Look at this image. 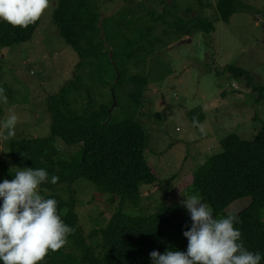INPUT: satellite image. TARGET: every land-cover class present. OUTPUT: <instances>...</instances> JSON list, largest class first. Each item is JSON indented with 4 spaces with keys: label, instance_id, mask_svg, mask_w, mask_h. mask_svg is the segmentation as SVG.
I'll list each match as a JSON object with an SVG mask.
<instances>
[{
    "label": "trees",
    "instance_id": "1",
    "mask_svg": "<svg viewBox=\"0 0 264 264\" xmlns=\"http://www.w3.org/2000/svg\"><path fill=\"white\" fill-rule=\"evenodd\" d=\"M99 1L103 0H56L53 22L80 61L75 66L74 77L48 97L50 134L11 139L7 155L12 167L2 169L3 179L9 180L14 179L17 171L28 167L46 169L49 178L59 177L56 184L49 179L40 190L45 198L58 201L61 218L75 231L68 236L64 247L57 252L49 250L38 264H152L150 252L153 250L161 253L169 249L187 250L188 241L183 233L191 228L192 220L182 204L169 206L162 202L155 210L140 213L143 215H132L125 210L126 204L138 206L142 185L157 181L155 167L145 157L146 131L135 119L142 106L148 77L131 75L129 68L130 62L138 64L142 42L152 35L156 23L176 27L178 33L185 35L194 30L209 33L216 26L200 15L191 16L187 21L182 18L169 21L165 10L155 15V10L150 9L148 13L153 22L135 26V36L128 37L114 16L102 17ZM216 7L225 22L237 12L236 0H218ZM39 23L40 19L21 28L0 19V44L11 46L30 40ZM110 51L115 66L109 57ZM225 71L234 78L245 77L258 93L255 100H264V86L254 85L248 70L227 64ZM95 79L112 86L114 101H111L115 105V99L122 93L129 99L130 117L115 120L111 103L95 100L91 90L97 84ZM126 86L129 89L122 91ZM190 114L192 121L194 117L202 120L201 113L193 110ZM57 138L67 145L81 144V148L77 147L70 158H62L56 146ZM220 143L222 151L183 176L177 190L197 192L213 209L214 218L235 214L238 222L234 226L242 234L240 242L248 250L259 252L260 264H264V125L250 140L232 132L221 138ZM79 178L93 182L100 193L111 194V203L119 198L117 209L106 225L89 234L80 225L76 210V191L72 184ZM245 198L248 201L241 208H231L234 202ZM95 236L101 238L97 248L88 241Z\"/></svg>",
    "mask_w": 264,
    "mask_h": 264
},
{
    "label": "rangeland",
    "instance_id": "2",
    "mask_svg": "<svg viewBox=\"0 0 264 264\" xmlns=\"http://www.w3.org/2000/svg\"><path fill=\"white\" fill-rule=\"evenodd\" d=\"M217 1L103 0L98 3L102 17L114 16L128 37L135 36V26L153 22L150 9L155 10V15L165 10L169 21L178 18L187 21L200 15L216 26L209 33L194 30L185 35L178 33L176 27L156 23L152 35L142 42L138 64L130 62L131 75L148 77L135 119L146 131L145 157L155 167L157 181L141 186L138 206H125L129 214L143 215L144 210H155L162 202L169 206L182 204L186 196L177 190L178 181L208 157L222 151L221 138L236 132L250 140L264 125V100H255L258 93L245 77L234 78L225 71L227 64H235L252 74L254 85L264 86V0H236L237 12L228 22L220 18ZM55 5L56 0H49V7L41 15L30 40L11 46L0 44V88L8 100L4 103L0 97V123L9 112L17 114L19 122L13 138L50 134L48 97L74 77L75 66L80 61L53 22ZM105 80L109 79L105 77ZM96 82L91 89L93 96L97 102L111 103L112 118L129 116V99L122 93L115 99V105L112 86L100 79ZM126 89L129 86L122 91ZM86 95L84 103L88 99ZM193 110L203 116L199 124L204 133L193 125L190 118ZM13 138L0 140V182L4 180L3 167H12L7 152ZM56 146L62 158H70L77 147L81 148V144L67 145L61 138H57ZM72 187L85 234L105 226L116 211L119 198L111 203V194L100 193L93 182L84 178L77 179ZM40 192L42 195L43 191ZM182 193L199 195L190 191ZM247 201L237 200L231 208L238 210ZM100 240L98 236L88 239L96 248Z\"/></svg>",
    "mask_w": 264,
    "mask_h": 264
},
{
    "label": "clouds",
    "instance_id": "3",
    "mask_svg": "<svg viewBox=\"0 0 264 264\" xmlns=\"http://www.w3.org/2000/svg\"><path fill=\"white\" fill-rule=\"evenodd\" d=\"M49 7V0H0V19L14 27L27 28L40 19ZM0 88V97L7 96ZM19 117L9 112L0 123V140L16 134ZM193 125L204 128L194 117ZM56 184L59 177L46 169L31 167L19 170L14 179L0 182V261L3 264H38L52 252L64 247L75 229L61 218L58 201L41 195L45 182ZM185 195L183 206L191 216L192 225L183 235L187 250H158L150 252L152 264H260L259 252L248 250L241 241V231L234 225L235 214L214 218L213 209L199 195Z\"/></svg>",
    "mask_w": 264,
    "mask_h": 264
},
{
    "label": "water",
    "instance_id": "4",
    "mask_svg": "<svg viewBox=\"0 0 264 264\" xmlns=\"http://www.w3.org/2000/svg\"><path fill=\"white\" fill-rule=\"evenodd\" d=\"M110 58H111V60H112V62H113V59H112V53L110 52ZM113 65L115 66V63L113 62ZM115 103V102H114Z\"/></svg>",
    "mask_w": 264,
    "mask_h": 264
},
{
    "label": "bare ground",
    "instance_id": "5",
    "mask_svg": "<svg viewBox=\"0 0 264 264\" xmlns=\"http://www.w3.org/2000/svg\"><path fill=\"white\" fill-rule=\"evenodd\" d=\"M111 52V51H110ZM112 53V52H111ZM111 59V58H110Z\"/></svg>",
    "mask_w": 264,
    "mask_h": 264
}]
</instances>
